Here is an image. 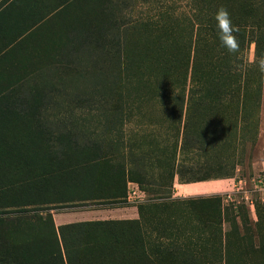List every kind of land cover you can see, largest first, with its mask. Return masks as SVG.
I'll return each mask as SVG.
<instances>
[{
  "label": "rangeland",
  "instance_id": "374dc122",
  "mask_svg": "<svg viewBox=\"0 0 264 264\" xmlns=\"http://www.w3.org/2000/svg\"><path fill=\"white\" fill-rule=\"evenodd\" d=\"M221 6L240 52L242 31L264 50V0H0L17 37L0 73V264H264L263 205L221 199L264 170V72L247 71L242 106L226 95L255 43L221 46ZM199 82L223 98L186 108Z\"/></svg>",
  "mask_w": 264,
  "mask_h": 264
},
{
  "label": "trees",
  "instance_id": "16d2710c",
  "mask_svg": "<svg viewBox=\"0 0 264 264\" xmlns=\"http://www.w3.org/2000/svg\"><path fill=\"white\" fill-rule=\"evenodd\" d=\"M0 20L2 22H5V18H3V16H0ZM8 22L9 21H6L5 23H8ZM9 25L11 27V23H9ZM251 27L256 28V26H251ZM248 32H252V31H248ZM262 35L263 34H261V33H248L247 34V33H244V31H242L241 41H243L244 46L241 47V52L244 50L245 46L247 44H249L250 41H254V43H255V53H254L255 56L257 58L264 56L263 46H261L260 41H259L260 36H262ZM15 37L16 36H14L12 38L10 36V40H11V42H14V45H16V42H17V40H15L17 37L16 38ZM20 37L21 36H19V38ZM252 68L259 69L256 64H253L251 62L244 64L243 61L241 60L239 68H238V77L235 78L231 82V84H229V86L226 88V92H227L226 95H228L231 100L237 102L241 106L243 105V103L247 99L248 82H247V76H245V75H246L247 71L252 69ZM218 75H220V74H218L217 71L213 73V76H212L213 81L216 79V77ZM184 76L183 77L185 79L187 74H185ZM189 78H190L189 81H192V83L195 84L196 81H195V77H194L193 65L191 66V74L189 75ZM184 89H185V87L183 89H181V94H182L181 96H182V100L186 103V108L187 107L189 108L191 103L195 102L197 100H199L201 102H205V101L221 100L223 98V93L220 92L218 89H216V87H213L211 85H204L201 82L197 83L196 85H193V84L190 85V87L188 88V94H187L186 98H183ZM188 117H189V114H186V116H185L186 121H184V125H183V128H184V133H183L184 137L182 136L183 143L185 141V135L187 134ZM224 174H227V172H225ZM171 175L173 178L174 173H172ZM178 181L179 182H192L193 180H182V179L179 180V178H178ZM126 192H127V190H126ZM125 197H126V194H125ZM199 198H202V197H199ZM186 199H188V198H183L181 200H186ZM172 201H175V199Z\"/></svg>",
  "mask_w": 264,
  "mask_h": 264
},
{
  "label": "built area",
  "instance_id": "2783aa9c",
  "mask_svg": "<svg viewBox=\"0 0 264 264\" xmlns=\"http://www.w3.org/2000/svg\"><path fill=\"white\" fill-rule=\"evenodd\" d=\"M248 182L250 187L248 186ZM231 183V188L221 195V199L224 202L235 206L240 201H243L248 208L254 210L255 203L251 199V195L253 194L257 202L261 203L264 207V170L249 180L244 177H233L231 178ZM125 198L127 202H142L145 199V195L136 182L128 181Z\"/></svg>",
  "mask_w": 264,
  "mask_h": 264
},
{
  "label": "clouds",
  "instance_id": "9594fccd",
  "mask_svg": "<svg viewBox=\"0 0 264 264\" xmlns=\"http://www.w3.org/2000/svg\"><path fill=\"white\" fill-rule=\"evenodd\" d=\"M214 19L216 21L221 46L230 54H238L240 52L239 28L233 25L228 10L223 6L219 7ZM254 47L255 45L253 44ZM250 62L256 64L259 70L264 72V56L257 58L253 52Z\"/></svg>",
  "mask_w": 264,
  "mask_h": 264
},
{
  "label": "crops",
  "instance_id": "0c3cea01",
  "mask_svg": "<svg viewBox=\"0 0 264 264\" xmlns=\"http://www.w3.org/2000/svg\"><path fill=\"white\" fill-rule=\"evenodd\" d=\"M9 23L2 22L0 20V73L1 69H7L9 66V49L11 46L14 45V42H11L10 40V33H9ZM259 168V167H258ZM264 169V167H263ZM174 179V178H173ZM195 182H179L178 179H175L174 186L176 188V194L177 196L181 195H187V194H193V193H184L178 190L179 185L183 186H190L194 184ZM137 213H131L130 216H135Z\"/></svg>",
  "mask_w": 264,
  "mask_h": 264
}]
</instances>
